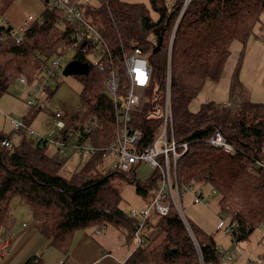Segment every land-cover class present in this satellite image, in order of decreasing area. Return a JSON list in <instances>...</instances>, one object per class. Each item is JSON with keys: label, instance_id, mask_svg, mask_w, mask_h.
I'll list each match as a JSON object with an SVG mask.
<instances>
[{"label": "trees", "instance_id": "trees-1", "mask_svg": "<svg viewBox=\"0 0 264 264\" xmlns=\"http://www.w3.org/2000/svg\"><path fill=\"white\" fill-rule=\"evenodd\" d=\"M148 1L158 12L156 19L141 2L93 0L86 9L116 68L120 67L124 51L133 45L147 54L151 80L143 107L134 117L143 142L152 138L159 123V118L147 116L153 105L160 102L157 97L163 90L166 49L181 4V0H171L172 9L167 12L159 0ZM44 4L45 9L40 12L42 21L30 22L18 40L9 37L7 25L0 21V34L7 35L0 40V96L21 75L27 82L38 78L54 53H63L71 46L69 28L55 24L60 12ZM263 10L264 0H190L171 40L172 132L177 142H187V149L176 162V177L182 184L204 181L219 193V207L230 215L235 241L245 239L264 219V167L248 170L256 160L264 163V97L257 102L240 100L235 110L228 104L206 101L196 111H190L188 103L206 79L216 80L220 76L231 42L234 39L245 42ZM151 31L155 32L156 40L148 37ZM73 48L72 58L88 60L78 45ZM76 75L81 81L80 104L58 129L56 139L73 145L88 142L92 146H104L111 139L114 127L113 106L103 90L106 70L90 64L86 74ZM237 85L233 77L229 98ZM92 114L97 117V125L85 131ZM214 128L220 129L235 146L233 154L205 142ZM25 134L23 131L18 143L9 141L5 145L2 141L10 139L0 133V233L8 231L13 224L9 203L17 196L29 207L34 225L48 245L64 253L74 232L91 225L115 226L123 233L126 243L133 238L139 219L128 216L119 207L120 194L112 183L115 176L124 177L127 172L97 170L96 164L102 156L96 151L63 174L62 162L54 154L59 148L53 149L47 142ZM155 183L153 173L144 185ZM144 185L137 183V192H144ZM148 218L142 223L147 224ZM152 225L153 236H148L144 244L139 243L123 264H219L212 237L197 236L192 229L196 245L173 209L158 214ZM260 257L264 260V252ZM23 264H42L41 255L32 254Z\"/></svg>", "mask_w": 264, "mask_h": 264}, {"label": "rangeland", "instance_id": "rangeland-1", "mask_svg": "<svg viewBox=\"0 0 264 264\" xmlns=\"http://www.w3.org/2000/svg\"><path fill=\"white\" fill-rule=\"evenodd\" d=\"M123 1L141 2L149 9L152 18L156 19L158 16V12L150 7L148 0ZM44 2V0H0V21L2 23L3 20H6L5 25L10 24L14 32L20 31L26 23L31 21L27 18V15L31 14L33 18L38 16L45 7ZM159 2L160 4L163 2L167 12L171 11V0H159ZM252 30L251 33L253 34L250 37H253L254 34L258 37L262 35L264 30V10L260 13L259 20L253 25ZM148 37L152 40L157 39L154 31H151ZM247 39L245 42H241L238 39H234L231 42L230 52L224 62L220 76L216 80L208 78L204 81L197 95L188 103L190 111H196L201 103L206 101H213L217 104H229L230 109L235 110L240 100L248 99L257 102L263 99L264 91L262 93L261 86L254 85L256 83L254 72L264 63V53L259 55L255 51L254 43L250 42L248 44ZM74 54L75 48L73 47L64 50L61 54L63 59L62 66ZM55 57L56 54L51 56V58ZM86 57L90 61L95 60V56L91 51L86 54ZM243 70L244 72L242 73ZM247 72H250L251 77H253V83L249 84L252 85L251 90L241 80V75ZM233 77H236L239 86H236L234 93L229 98V87ZM80 83V78L77 75H64L62 74V69H60L57 71V77L50 80L49 89L38 91L37 105L29 107L25 102V98L28 93L35 90V82H20L16 79L10 85L8 91L0 96V133L7 135L11 139L12 144L18 143L23 136L24 130H20L21 132L16 131L9 122L8 116L23 119L24 123L32 130L30 135L35 137L36 134H40L47 139L49 147L53 149L59 148L54 154L62 162L61 173L66 174L88 158L89 150L84 146L79 147L72 143L60 147L55 142H49L57 138L59 131L53 126L52 120L54 119L55 111L62 112L61 119L64 120L77 109L80 104ZM239 88V94H237ZM25 135L28 137L29 133L27 132ZM63 149L65 150L64 153H62ZM114 161L113 153H109L103 156L96 164V169L105 172ZM153 173L155 174L149 164L141 162L130 172L125 173L124 177L115 176L112 179L113 185L120 194L119 207L121 209L128 213L129 211L140 210L149 206L154 184L152 186H145L144 184L147 183ZM137 183L144 185V192H137ZM192 186L193 188L201 189L203 192L214 189L204 181H193ZM214 191L209 197V204L206 206L192 203L191 194L189 192L183 193L181 197L183 212L189 219L193 231L195 230L197 236L198 234L211 236L216 246H220L223 249L230 248L234 251L235 256L233 259L219 258V264H259L258 258L264 252V219L245 239L236 241L237 249H235L232 234L225 230V226L230 222V215L227 211L220 209L218 203L219 193L215 189ZM9 207L13 224L8 231L11 234L14 232V234H17L23 224L30 223L32 215L29 207L17 196L11 198ZM157 216L158 213L151 209L148 215V223L144 222L140 230L142 240H144L142 244L147 241L148 236H153L155 231L152 224ZM97 226L101 225H91L89 229L94 230ZM110 230V243L113 247L110 251L116 257L119 256L118 251H123L128 256L137 246V239L135 237L130 238L126 243L124 236L115 226L110 224L102 225V231L108 233Z\"/></svg>", "mask_w": 264, "mask_h": 264}, {"label": "built area", "instance_id": "built-area-1", "mask_svg": "<svg viewBox=\"0 0 264 264\" xmlns=\"http://www.w3.org/2000/svg\"><path fill=\"white\" fill-rule=\"evenodd\" d=\"M46 7L50 10L60 12L55 24L59 28H69V38L72 40L71 46H67L64 50L79 46L84 55L91 51L95 56V60H81L86 61L88 65L92 64L98 70H106V76L103 81V90L110 96L113 106V120L114 127L111 139L101 147L90 145L84 142L76 146H84L89 150V153L99 151L101 156L113 153L115 161L108 167L106 171L110 172H130L137 164L145 162L151 166L156 175V183L152 187L153 195L147 208L140 210L129 211L127 214L130 217L138 218L139 223L134 231V236L137 239V245L142 243V234L140 230L143 226L142 220L146 219L151 209L159 215H164L173 209L180 218L184 227L188 231L194 243L197 245L194 233L192 231L191 223L183 212L181 197L184 192L191 194L192 203H199L202 205L209 204V197L214 193V189L208 192H203L199 188H193L192 182L179 183L176 177V162L178 157L187 149V142H177L173 136L172 115H171V100L169 92V78L171 71V40L175 28L180 20L182 13L189 4L190 0H181L180 7L177 11L175 20L171 27L169 43L166 49V66L163 82V90L158 95L157 99L160 102L153 105L154 109L147 117L159 118V123L153 131L152 138L148 142H143L142 132L137 125L134 117L136 111L141 110L146 100V88L151 80V70L147 61V54L138 45H133L129 50L124 51L120 60V67L114 66L110 54L107 53L105 43L98 28L93 24L92 19L87 15V5L93 0H44ZM45 9V7L43 8ZM27 18L32 21H42L41 14L35 18L31 14ZM26 23L20 31L14 32L12 27L9 37L15 40L21 38L25 27L30 23ZM5 25L6 20L2 21ZM9 25V24H7ZM7 35L0 34V40ZM56 54L55 58H49L46 61L41 75L33 80L35 82V90L27 94L25 98L26 104L29 107L35 106L38 103L37 96L39 90L49 89L50 80L57 77V71L63 68L62 53ZM73 59V58H71ZM90 62V63H89ZM20 82H26L25 76L18 77ZM155 86L153 87V89ZM156 90V89H155ZM154 90V91H155ZM229 105V104H228ZM62 112L55 111L52 124L55 128L60 129L64 126L65 119H61ZM9 122L16 131L24 130L25 133L32 134V130L24 123L23 119L13 116H8ZM97 117L92 114L84 130L89 131L96 127ZM35 139L40 142H47V139L40 134H36ZM10 140H3L2 144L8 145ZM49 142H55L60 147L66 145L58 139ZM205 142L212 147L221 149L225 153L233 154L236 151L235 146L230 143L226 136L220 129L214 128L207 136ZM65 150H62L64 153ZM81 158V157H80ZM263 166L264 163L256 160L255 163L248 168L249 171L253 167ZM233 222H229L225 226V230L233 234ZM101 226H97L95 232H99ZM8 236L6 235L0 240V255L8 243ZM233 239V238H232ZM234 248L237 249V242L233 240ZM215 252L218 258L233 259L234 251L230 248L223 249L220 246H215ZM249 259V258H248ZM250 260V259H249ZM255 261V260H254ZM259 264H263V259L259 256ZM86 264V263H83Z\"/></svg>", "mask_w": 264, "mask_h": 264}, {"label": "crops", "instance_id": "crops-1", "mask_svg": "<svg viewBox=\"0 0 264 264\" xmlns=\"http://www.w3.org/2000/svg\"><path fill=\"white\" fill-rule=\"evenodd\" d=\"M161 3L163 4V2ZM252 34L249 35L247 43H254L255 51L260 55L264 53V42H262L264 40V30L260 37L256 34L250 37ZM252 78L250 72L241 75L242 82L244 85L247 84L246 86L250 90L252 85L249 84L253 83ZM254 78L256 81L254 85H260L263 93L264 63L254 72ZM10 142L12 143L11 139ZM95 229L90 230L89 227L77 229L74 232L68 251L64 253L54 246L48 245L47 239L36 229L31 218L30 223L23 224L17 234H14L15 232L11 234L9 231L0 233V240L6 235L9 238L5 249L0 255V264H23L25 259L32 254H40L42 264H123L127 253L118 251L119 256L116 257L110 251L113 248L110 243L111 230L106 233L101 229L96 233ZM120 233L124 236L121 231Z\"/></svg>", "mask_w": 264, "mask_h": 264}, {"label": "water", "instance_id": "water-1", "mask_svg": "<svg viewBox=\"0 0 264 264\" xmlns=\"http://www.w3.org/2000/svg\"><path fill=\"white\" fill-rule=\"evenodd\" d=\"M6 28H7V30H10L11 26L7 25ZM88 70H89V65L86 61H81L80 59L73 58L64 64V66L62 68V74H64V75L86 74L88 72Z\"/></svg>", "mask_w": 264, "mask_h": 264}]
</instances>
